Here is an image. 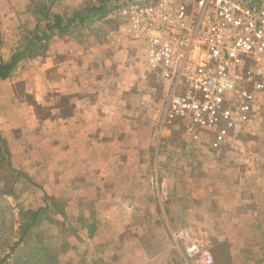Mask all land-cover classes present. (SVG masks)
I'll return each mask as SVG.
<instances>
[{"label": "rangeland", "instance_id": "374dc122", "mask_svg": "<svg viewBox=\"0 0 264 264\" xmlns=\"http://www.w3.org/2000/svg\"><path fill=\"white\" fill-rule=\"evenodd\" d=\"M6 1L11 8L5 11ZM106 1L109 9L105 17L65 32L53 30L48 38L41 40L40 48L27 53L17 62L13 74L0 82V104L6 103V107L0 105V111L11 114L16 127L30 126L28 117L31 114L46 117L49 113L46 105H65L71 99V89L64 96L59 95L61 93L57 90L65 73L68 74L66 84L72 86L74 80L69 76L73 75L74 66L78 67L76 80L79 79L83 86L97 84L90 88L85 85L82 96L87 101L109 102L114 114L105 121L102 116L104 106L95 107L93 112L97 123L83 120L74 127L70 124L72 131L99 133V138L91 140V147L95 150L90 163L94 173L91 177L95 178L90 179L91 186L106 177L102 174L112 165L111 152L121 147V143H115L118 139L107 134H130L132 141L122 138V146L136 147L139 151L138 154L127 155L126 161L136 171L127 169L128 180L133 175L144 179L143 185L142 180L138 184L142 196L153 202L151 207L161 210L160 216L168 212L171 217L165 219L162 216L159 219L160 235L156 231L149 235L153 241L156 240L152 245L156 246V250L164 247L163 240L169 241L168 244H172L175 250L177 240L182 253L178 257L182 263L195 264V257L185 252V245L195 241L207 245L212 255L211 264H231L232 260L243 258L264 260V90L256 96V110L262 116L256 122L252 117L253 122L249 121L251 124L248 122L244 129L237 131L234 138L227 139L220 150L212 149L209 139L192 142L182 132L181 125L174 121L167 123L169 131L160 138L159 115L165 86L146 63L143 40L126 32L130 7L136 0ZM146 1L138 0L140 3ZM104 2L0 0V60L9 61L12 53L23 51L30 40H35L36 34L41 36L44 24L52 22L53 14L66 18L75 13L85 16L88 7L101 6ZM9 18L10 26H5ZM74 70L77 72V69ZM0 117L6 118L3 114ZM5 132L6 137L12 138L10 131ZM145 134L146 144L140 140ZM143 146L145 151H142ZM9 147L0 132V263L105 262L100 260L102 255L97 257L92 238H86L80 230L96 219L90 197L86 195L75 196L74 199H50L45 217L42 212V219L37 220L29 233L22 237V221H25L22 212L46 206L42 202L40 187L26 174L38 181L42 170L35 169L25 156L12 159ZM158 150L160 156L157 155ZM163 179L166 180L164 185L160 183ZM233 180L235 186L231 184ZM98 186L95 194L101 196ZM133 204L135 208L136 203ZM145 207L146 204L140 209L146 210ZM132 223L136 224L134 220ZM150 225L146 226L147 230L155 226ZM181 226H186L187 232L193 233L180 237L177 228ZM229 229L234 230V234H230ZM229 238L235 242L237 239L238 244L229 241ZM18 241L20 243L12 247ZM233 246H241L242 249L235 250ZM244 246H248L247 251ZM43 249L48 251L44 253Z\"/></svg>", "mask_w": 264, "mask_h": 264}, {"label": "built area", "instance_id": "2783aa9c", "mask_svg": "<svg viewBox=\"0 0 264 264\" xmlns=\"http://www.w3.org/2000/svg\"><path fill=\"white\" fill-rule=\"evenodd\" d=\"M131 4L126 32L166 89L164 122L178 120L222 146L252 118L264 90V0H152ZM188 256L212 263L205 243Z\"/></svg>", "mask_w": 264, "mask_h": 264}, {"label": "crops", "instance_id": "0c3cea01", "mask_svg": "<svg viewBox=\"0 0 264 264\" xmlns=\"http://www.w3.org/2000/svg\"><path fill=\"white\" fill-rule=\"evenodd\" d=\"M10 5L11 4L8 1L4 3V7H6L5 11L8 8H11ZM2 21L6 22L4 20ZM9 21H7L8 23H6L5 26H10L11 21ZM15 25L16 21L13 23V26ZM74 67V69H77V72L73 69V75L70 74L69 76L74 80L72 86H68V84H66V80H68V74L65 73V75L62 77V80L60 79V89L57 90L58 93H61L59 95L64 96L70 93L71 89V93H73L71 99L68 100L67 104L65 105L61 103L56 105L50 103L49 105L45 104L47 106L46 109L49 112L46 117L40 118L37 117L36 114H31L32 116L28 117V120H30V126L23 125V127H16L12 123V115H8L7 113H2L0 111V114H3V116L6 117H0V132L5 137L6 141H8V145L10 146L9 151L13 156L12 159L14 158L15 160H18L22 158V156H25V160L30 161L33 167L35 165V169L42 170L40 176L38 177V181L33 180L29 174L26 175L36 185H38V188L40 187V193L42 195V202L44 205L46 203L50 204V199H65V197L66 199H74L75 196L82 197L84 195L90 197L89 201H91L93 205L91 207L92 211L95 213L96 219L94 220V223L86 224V226L80 228V230L82 234L84 233L86 238H92V240L95 242L94 248L97 251V257L102 255L100 260L104 259L105 261L101 264H183L182 260L178 257V254L181 255L182 253L177 240H175V242L176 246H179V248L175 246V250H173V245L168 244L169 241L166 242L165 240H163L165 244H162L164 247H160V249L158 248L156 250V246H152L155 244L156 240L153 241L154 239L149 238V235L152 233V231L158 232L159 235L161 234V221L159 219L162 218V216L165 219L171 217L168 216V212H164V214L161 213V215H163L160 216L161 210L155 206L151 207L153 202H151L149 198L142 196L138 190V184L142 180L141 183L143 185V183H145L144 179H141L139 175H133L130 176L131 178L128 180V174L126 172L127 169L131 168L133 172L136 171L135 168H132L131 164L126 161L128 160L126 159L127 155L129 153L138 154L139 151V149L136 147H130L128 145L125 147L122 146V138H125L124 141H132L130 134L125 135L122 133L119 134L118 132L107 134L112 138L115 137L114 139H118V141L116 140L115 143L118 145L121 143V147L115 146L117 147L116 150L111 152L110 164L112 165L107 170H105V173L102 174L106 177L101 178V180H103L100 182L95 181V185L91 186L90 179H95L91 177V175L94 176V173L92 172L90 163L92 164V155H95L92 154V152L95 150H93L91 147V140L99 138V133L97 131L88 130L72 131V126L70 124H73L74 127V124L77 125V122H82L83 120L90 123H97V119H95V113L93 112L95 107L101 108L104 106V114H102V116H104L105 121L111 118L114 114L110 109L109 102L97 103L96 101H87L83 97L84 95L82 96V88L86 84L83 86L79 79L76 80L77 74H79V69L76 66ZM262 67H264V64ZM60 74H62L61 71ZM8 78L3 80L0 79V82L6 81ZM96 85L97 84L89 83L86 85V87L90 88L91 86ZM95 90H98V87H95ZM166 93L167 92L165 89L163 106L159 115L161 120L159 121V127L161 129L160 138L163 137L164 132L167 130L169 131V129H167V122L163 121ZM258 93L261 94L263 91ZM256 103L252 112L254 122H256L259 116H262V113L256 110L258 107ZM0 105H4L6 107V103L4 102H2ZM68 105L70 109L68 108ZM177 121L174 123L181 125V123ZM250 122L252 123L253 121L250 120ZM245 126L238 128L237 131H241V129H244ZM180 128L182 132L192 140V142L194 140H204V142L208 140V137L202 133L200 136H198V138H194L193 135L189 134L182 125ZM7 130L11 132L9 136L12 138L5 136V131ZM236 132L231 135V139L234 138L233 136L236 134ZM140 140H143L142 143L146 144L147 135L145 134ZM218 149L220 150V147L216 148L215 150ZM142 151H145V146H143ZM157 155L160 156V150H158ZM25 160L23 161L26 164L27 162ZM136 164L138 165V163ZM141 166L143 167V165ZM137 168L138 167L136 166V169ZM165 181L166 180L164 179L160 180V183H163L162 185H164ZM235 183L236 182L233 180L231 184L235 186ZM97 185H99L98 187L101 188V196L95 194ZM125 188L128 190L126 191ZM106 191H108V196H106ZM133 202L136 203L135 208H133ZM190 202L193 203L191 200ZM144 204H146V210H141L140 207ZM65 211H67L66 208ZM188 211L192 213L190 209ZM249 217L250 215L248 218ZM132 220H134L136 224H133ZM153 220H155L156 223ZM153 224H155L154 227ZM147 225H150L153 228L147 230ZM178 231L180 237L185 234L189 235L193 233V231L190 233L187 232L186 226L177 228V232ZM170 232H172V230ZM228 232L232 234L234 230L229 229ZM165 235L166 233H164V236ZM229 241H233L234 243L238 244L237 239L235 242L229 238ZM244 247H246L245 251H247L248 246ZM233 248L235 250H238L239 248L242 249L241 246H233ZM198 262L200 261L196 259L195 264H198ZM230 263L264 264V260L259 259L252 261L243 258L240 260L238 259L237 261L232 260ZM200 264L203 263L200 262Z\"/></svg>", "mask_w": 264, "mask_h": 264}, {"label": "trees", "instance_id": "16d2710c", "mask_svg": "<svg viewBox=\"0 0 264 264\" xmlns=\"http://www.w3.org/2000/svg\"><path fill=\"white\" fill-rule=\"evenodd\" d=\"M109 4L105 0L104 4L101 6L92 5L91 7H88L86 9V15L81 16L78 13L73 14L72 16L63 17L59 14H53L51 17L52 22H46L44 24V29L41 31V36L35 35L34 41H29L27 43V46L24 48L21 52H14L12 53L9 61H2L0 60V79H6L8 78L12 72L15 69V66L17 62L22 59L27 53L32 52L38 48L41 47V40L43 38H48L53 30H57L59 32H65L67 30L73 29L75 27H78L83 24H89L93 22L94 20L103 18L108 13ZM42 10H40V13ZM47 17V16H46ZM49 208V203H46V206L44 207H38L37 209H29L24 210L22 212V216L25 219V221H22V237L26 236L29 231L32 229V227L35 225L36 221L39 219H42V214L46 212ZM43 212V213H42ZM45 217V213H44ZM91 231V227H90ZM22 239V238H21ZM22 241V240H21ZM19 241L12 245V247H15ZM48 251L47 249H43V252L45 253ZM2 264V263H0Z\"/></svg>", "mask_w": 264, "mask_h": 264}]
</instances>
